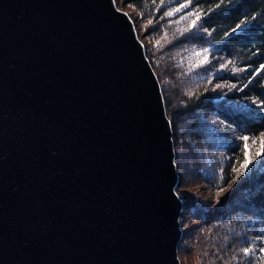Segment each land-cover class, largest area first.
<instances>
[{"label": "water", "instance_id": "obj_1", "mask_svg": "<svg viewBox=\"0 0 264 264\" xmlns=\"http://www.w3.org/2000/svg\"><path fill=\"white\" fill-rule=\"evenodd\" d=\"M175 147L115 0H0V264H182Z\"/></svg>", "mask_w": 264, "mask_h": 264}, {"label": "trees", "instance_id": "obj_2", "mask_svg": "<svg viewBox=\"0 0 264 264\" xmlns=\"http://www.w3.org/2000/svg\"><path fill=\"white\" fill-rule=\"evenodd\" d=\"M127 2L150 24L146 52L179 167L215 194L229 188L214 204L180 193L181 254L195 252L199 264L264 263V170L244 167L249 144L264 141V71L254 76L264 65V0ZM189 221L198 222L191 232Z\"/></svg>", "mask_w": 264, "mask_h": 264}, {"label": "rangeland", "instance_id": "obj_3", "mask_svg": "<svg viewBox=\"0 0 264 264\" xmlns=\"http://www.w3.org/2000/svg\"><path fill=\"white\" fill-rule=\"evenodd\" d=\"M116 4L118 6L119 9L127 12L132 20L134 21L139 37L141 39V36L144 40V44L145 47L148 45H150V42L147 40L146 35L148 33V27L150 24H148L147 22H144L141 19V16H139V13L131 6L128 4L127 0H115ZM142 40V39H141ZM142 40V41H143ZM147 50V49H146ZM264 71V65H261L259 67V70L254 74V76H258L259 74H261ZM224 95L221 96V98H223ZM179 129L181 130V128L179 127ZM181 132V131H180ZM261 143L262 142H251L249 144V159L247 161V167H245L246 171L248 170H252L254 168L260 169V170H264V154L261 155H257L258 152H261ZM176 149V154L178 153L179 149ZM182 159H184L185 157L183 155H181ZM178 159H176L177 162ZM177 167H178V171H179V175H180V184L179 187L177 188V193L180 195V193L189 196H194L196 198H203L205 201L208 200L210 201V203H218V199L220 197H222L225 192H227L229 190V188L225 189L224 191L220 192V194H215L214 191H212L211 189H209L205 184L203 183H199L197 181H195L193 179V177H191V179H189V177L186 175L185 170H183V168L181 169L178 165L177 162ZM190 172V170H188ZM184 172V175H183ZM181 196V195H180ZM182 198V197H181ZM183 199V198H182ZM184 202V201H183ZM198 225V222H193V221H189L188 222V229L189 232H191L195 226ZM182 228L183 231L185 230V228L183 227V223H182ZM179 255H180V259L182 261V264H199V261L197 259V257L195 256V252H192L191 254L189 253V255L187 256H183L180 252L179 249ZM260 264H264V263H260Z\"/></svg>", "mask_w": 264, "mask_h": 264}, {"label": "snow or ice", "instance_id": "obj_4", "mask_svg": "<svg viewBox=\"0 0 264 264\" xmlns=\"http://www.w3.org/2000/svg\"><path fill=\"white\" fill-rule=\"evenodd\" d=\"M244 139L247 140V137H244ZM261 149H262V151L258 152L257 155L264 154V141H262V143H261ZM244 167H247V162L245 163ZM246 251H248V250H246Z\"/></svg>", "mask_w": 264, "mask_h": 264}]
</instances>
